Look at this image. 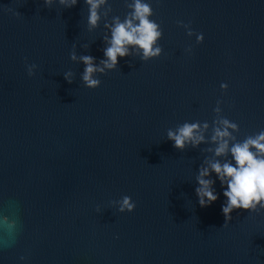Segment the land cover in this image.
Wrapping results in <instances>:
<instances>
[{
	"label": "water",
	"instance_id": "water-1",
	"mask_svg": "<svg viewBox=\"0 0 264 264\" xmlns=\"http://www.w3.org/2000/svg\"><path fill=\"white\" fill-rule=\"evenodd\" d=\"M110 3L123 18L124 0ZM153 7L163 54L120 58L92 89L70 58L74 45L103 58V22L88 30L84 0H0V214L15 222L11 235L0 226V264H264V206L234 210L224 226L219 180L210 206L195 192L206 145L181 151L167 139L184 121L211 123L217 100L239 139L264 127V0ZM124 195L134 211L111 204Z\"/></svg>",
	"mask_w": 264,
	"mask_h": 264
},
{
	"label": "clouds",
	"instance_id": "clouds-1",
	"mask_svg": "<svg viewBox=\"0 0 264 264\" xmlns=\"http://www.w3.org/2000/svg\"><path fill=\"white\" fill-rule=\"evenodd\" d=\"M44 2L49 7L58 2L64 8H71L80 0ZM84 3L87 5L88 30H96L103 22L102 38L105 45L102 49L103 58L98 62L97 57L91 54H77L75 45L73 46L70 58L84 64L81 79L86 87L92 89L100 87L102 84L100 74L118 69L120 58L135 56L146 62L163 54L164 49L160 41L164 32L161 24L153 19L155 16L153 0H124L128 11L123 18L112 15L110 0H84ZM7 10L14 11L10 8ZM14 14L21 15L17 10ZM178 23L186 29L189 37L195 36L196 43L204 42L203 32H196L184 21ZM83 46L89 47L87 44ZM192 50V46L189 45L185 52L191 54ZM26 68L29 76H35L39 65L27 63ZM63 75L69 83L74 79L71 70L64 72ZM220 87L227 91L229 84L222 82ZM223 103V100H217L213 109L215 118L211 123L206 120L184 121L167 130V139L181 151L189 147L200 148L202 144L206 145L201 149L206 155L195 173V192L201 207L210 206L219 199L220 192L216 189L219 180L223 196L226 198L221 205L226 226L227 221L232 219L234 210L245 209L251 212L264 206V127L239 139L236 133L240 132V125L223 114ZM111 204L121 213L136 209V202L129 195L112 200ZM96 211L101 212V208L97 206ZM5 224L11 235L15 222L10 221L8 216L0 214V226ZM20 259L26 258L22 256Z\"/></svg>",
	"mask_w": 264,
	"mask_h": 264
}]
</instances>
